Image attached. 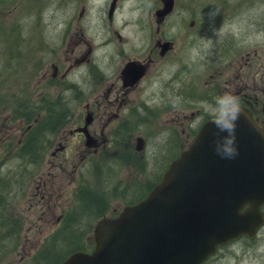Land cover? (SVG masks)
Instances as JSON below:
<instances>
[{"label":"rangeland","instance_id":"rangeland-1","mask_svg":"<svg viewBox=\"0 0 264 264\" xmlns=\"http://www.w3.org/2000/svg\"><path fill=\"white\" fill-rule=\"evenodd\" d=\"M111 2L0 0V199L3 206L0 216L5 219L0 217V264H59L71 248H82L81 244L86 243L87 236L92 237L94 224L102 219V213L92 212L93 209L82 201H88L82 189L96 188L92 168L86 172L85 168L78 166V160L70 165L66 162L65 150L37 152L26 146L21 151L23 146L10 136L20 137L26 127H30L31 122L25 116L32 119L39 113L43 121V117L49 114L48 110L55 114L56 125L63 120L84 118L89 112L96 114L95 95L102 85H98L97 89L92 86L94 90L91 92L87 91L89 86L85 87L94 82L90 72L95 67L90 64L82 77L81 67L71 69L74 61L87 50L85 41L82 45L78 42L87 40L95 50V56L100 57L104 52L102 58L109 63L105 73L110 75L115 67L118 68L121 52H127L129 45L147 32V22L152 25V30L155 29L154 22H159L156 12L163 7L162 0H117L116 11L108 19ZM262 20L264 0H174L173 12L163 21L167 22L165 34H179L176 30L180 22L200 23L197 46L185 52L188 64L191 61L197 64L192 67L194 89L186 90L185 98H189L187 101L191 103L192 92L198 93L196 97L199 100L194 103V108L199 110L200 122L211 116L219 117L220 106L217 102L206 100L209 92L196 83L197 78L203 85L215 68L226 71L227 78L234 82L238 77L243 80L245 72L246 88L254 90L257 84L251 69L255 67V59L252 61L251 57H243V70L238 74L225 63L234 60L217 64L210 51L213 46L236 43L233 37L226 35L228 22H234V26L245 30L247 41L241 45L248 51L252 50L257 45L253 41L258 36L251 22ZM139 25L143 27L141 32H138ZM117 35L129 43L116 44ZM53 65L59 77L67 70L69 73L64 80H55L48 87L42 77L54 72ZM106 75L104 77L110 79ZM37 82L40 86L34 90L33 83ZM84 92L87 95L85 98ZM67 98L70 102L65 103ZM143 111L126 113L127 108H124L120 116H129V121L121 131L126 134L130 126L135 136H139L140 132L152 145L159 136L160 124L153 119L146 126L130 121L144 117L147 111L145 108ZM58 135L61 131L51 135V139ZM25 139L30 142V134ZM193 139L183 137L184 149ZM47 140L45 136L40 137L39 144L43 145ZM149 152L144 156L153 164ZM95 162L100 163L99 167H107L104 181L112 182L113 172L109 171L112 170V163L105 162L110 164L111 167H108L99 160ZM43 180L47 181L46 184L41 183ZM131 181L133 184L136 182ZM38 184H42L44 193L41 189L39 193ZM110 210L112 208L104 211L108 213ZM9 218L12 222L7 221ZM89 224L90 229L87 230ZM87 231H90L88 235ZM204 264H264V227L254 240L243 239L228 244Z\"/></svg>","mask_w":264,"mask_h":264},{"label":"flooded vegetation","instance_id":"flooded-vegetation-1","mask_svg":"<svg viewBox=\"0 0 264 264\" xmlns=\"http://www.w3.org/2000/svg\"><path fill=\"white\" fill-rule=\"evenodd\" d=\"M233 23L228 22L225 32L227 36L233 37L236 43L213 46L211 53L216 59L234 60L225 63L234 68L233 70L238 74L243 70L241 65L243 57L248 56L247 58L255 59V67H252L251 70L257 85L253 91L248 90L245 72H243V80L238 77L233 82L227 78L226 71L217 69L211 74L210 83L204 88V91L209 92L208 102L215 103L219 97L234 98L237 105L249 108L253 119L264 132V20L251 22L258 38L253 41L256 42V47L250 51L241 45L243 41H247L245 30L234 26ZM159 25H163L162 22ZM184 31L186 47H196L200 25L197 22H191L184 26ZM160 32L161 29L157 28L155 35L142 36L143 40L137 45L131 44L127 52H125L126 50L122 51L117 63L118 68L115 67L110 75L105 73L109 65L106 59L92 61L89 57L91 51L81 57L80 61H74L75 65L71 66V69L72 67L77 68L79 64L87 66L96 64V68L101 70L93 68L90 75L95 80L91 81L98 83L90 82L85 86H89L87 91L91 92L94 88L97 89L98 85H102L95 95L97 107L94 111L96 114L89 112L84 118L63 120L58 125H56L53 115L48 117L47 122H42L43 125H40L39 114L32 116V123L35 124L32 127V139L36 151L40 150V131L47 128V133L53 135L61 131V135L50 139L47 142L48 147L43 151L65 150L64 156L68 160L67 163L74 165L77 160L80 163H87L94 167L93 171L98 175L106 171L107 167H99L100 163L95 161L99 160L103 164L104 162L112 163L113 167L105 163L112 168L109 171L114 174L112 193L106 189L105 181H103V189H100L103 194L98 195L99 197H97V192L91 190V196L95 199L91 200L92 202L87 207L95 209V212L103 213L107 204H110L113 207L111 215L114 216L117 215L118 210H123L145 198L151 189L161 181L168 166L184 151L183 137H192L197 129L196 113L194 112L196 104L194 103L199 100L196 97L198 93L192 92L191 103L187 101L189 98H185V91L194 89V80H192L194 72L192 66H186L187 62L183 57V46L180 44L184 42L183 36L179 34L165 35ZM165 38L171 43L169 42V49L162 52L160 48L165 43ZM119 41L123 42L121 38ZM126 43L125 41L124 44L126 45ZM129 63L133 64V68L128 73H124V68ZM236 64L238 66H235ZM53 68L54 72L42 77V80L50 83L58 79L64 80L69 73L67 70L59 77L55 65ZM84 71L80 74L81 77L86 75ZM104 75L110 76V79H106ZM110 81H112L110 84H105ZM237 81L240 84H236ZM196 83H198L197 80ZM39 86L40 82L33 83L34 90ZM188 94L190 95V92ZM86 96L84 92V98ZM253 96L255 103L251 101ZM66 102H70V98L65 99ZM231 102V99H228L227 103L231 104ZM189 106L192 107L189 108ZM124 108H127L126 113H144L143 108L147 111L144 117L130 119L134 124L146 126L151 119L160 124L159 136L156 137L154 144L150 145L151 142L147 141L140 132L139 136H135L134 130L130 126L126 134L121 131L129 121V116H120V112ZM88 115L90 116L89 121ZM50 120L52 123H49ZM29 129L25 131V134ZM18 142L20 143L21 139ZM149 150L154 160L153 164L147 160L146 155L144 156ZM67 155L69 156L67 157ZM130 180L136 182L133 184V181L130 183ZM46 182V180L41 181L42 184H46ZM42 184H38L39 193L40 189L44 193Z\"/></svg>","mask_w":264,"mask_h":264},{"label":"water","instance_id":"water-1","mask_svg":"<svg viewBox=\"0 0 264 264\" xmlns=\"http://www.w3.org/2000/svg\"><path fill=\"white\" fill-rule=\"evenodd\" d=\"M114 4L110 9V16ZM172 1L165 3V13ZM234 149L233 158L227 156ZM264 136L239 107L232 128L208 123L146 201L103 220L91 255L63 264H201L264 223Z\"/></svg>","mask_w":264,"mask_h":264},{"label":"clouds","instance_id":"clouds-1","mask_svg":"<svg viewBox=\"0 0 264 264\" xmlns=\"http://www.w3.org/2000/svg\"><path fill=\"white\" fill-rule=\"evenodd\" d=\"M231 99V104L227 103V100ZM217 103L219 104V118L216 120V125L223 126L224 128H232L233 123L239 116V107L235 103L234 98H217ZM222 158H233L235 156V150L229 149L227 156H224L223 153H218Z\"/></svg>","mask_w":264,"mask_h":264},{"label":"bare ground","instance_id":"bare-ground-1","mask_svg":"<svg viewBox=\"0 0 264 264\" xmlns=\"http://www.w3.org/2000/svg\"><path fill=\"white\" fill-rule=\"evenodd\" d=\"M128 19V18H127Z\"/></svg>","mask_w":264,"mask_h":264}]
</instances>
